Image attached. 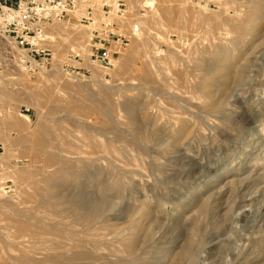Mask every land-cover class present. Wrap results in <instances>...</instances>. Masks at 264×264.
Instances as JSON below:
<instances>
[{
    "label": "rangeland",
    "instance_id": "374dc122",
    "mask_svg": "<svg viewBox=\"0 0 264 264\" xmlns=\"http://www.w3.org/2000/svg\"><path fill=\"white\" fill-rule=\"evenodd\" d=\"M76 1L34 70L0 24V264H264V0H95L108 66Z\"/></svg>",
    "mask_w": 264,
    "mask_h": 264
},
{
    "label": "built area",
    "instance_id": "2783aa9c",
    "mask_svg": "<svg viewBox=\"0 0 264 264\" xmlns=\"http://www.w3.org/2000/svg\"><path fill=\"white\" fill-rule=\"evenodd\" d=\"M81 1L87 5V15L82 19L92 27L88 46L89 59L101 66H108L114 55L128 44L132 36L140 32V22L134 23L129 30L123 33L117 32L114 30V22L110 20L108 11L105 10L107 3L102 2L103 14L96 16L94 13L97 7L95 0ZM199 1L205 2L206 0ZM76 2V0H17L15 6L6 8V14L9 16L4 20V32L24 53L22 61L33 66V70L40 64L49 63L52 58V51L44 44L46 24L67 17ZM121 7L125 5L120 0L117 8L122 10ZM70 53L74 58L80 57L73 51ZM8 184L7 179L0 178V186L4 190L10 189L8 191H11L13 188L11 189Z\"/></svg>",
    "mask_w": 264,
    "mask_h": 264
},
{
    "label": "bare ground",
    "instance_id": "6f19581e",
    "mask_svg": "<svg viewBox=\"0 0 264 264\" xmlns=\"http://www.w3.org/2000/svg\"><path fill=\"white\" fill-rule=\"evenodd\" d=\"M155 1L156 0H145V4H146V6H149L151 9H153L154 8V6H155ZM260 3L258 2V1H256V2H254L253 4H252V8H253V11L254 10H256V12L258 11V9H260ZM74 9H72V10H70L69 12H71V11H73ZM9 15H5V16H3L2 18H1V21H0V24H4L5 22H4V20L8 17ZM47 30V29H46ZM141 31V30H140ZM140 32H138L137 34H139ZM91 35H92V32H91ZM91 35H90V37L88 38V43H90L89 42V40H90V38H91ZM87 46H88V44H87ZM111 62H112V60H111ZM215 62V61H214ZM217 64V63H216ZM221 69V68H220ZM159 75V74H158ZM238 76H239V73H238ZM237 77V76H236ZM238 78V77H237ZM211 81V80H210ZM171 84V83H170ZM211 84V83H210ZM208 85H209V81L207 82L206 80H204V81H202L199 85H198V87L199 88H201V89H204L205 91H206V94L207 95H209V96H211L212 97V95H213V93L210 91V90H207V87H208ZM210 86V85H209ZM209 88H211L212 89V87H209ZM214 90V89H213ZM205 91H203V93L205 92ZM206 96V95H205ZM213 98V97H212ZM209 99V98H208ZM210 103V102H209ZM220 105L221 104H218L216 101H211V103H210V105H209V108L210 109H212V111L214 110H217L219 107H220ZM224 106V105H223ZM220 109V108H219ZM125 113H126V115H127V118H128V120H129V123L131 124V126L133 127V129H134V132H135V134H136V137L137 138H139V139H141V140H144V139H146V129L143 127V125L141 124V122H140V120H138V118H137V115H136V112H135V110H133L132 108H130V107H126V110H125ZM90 115H91V113H90ZM92 115H94V114H92ZM91 115V116H92ZM146 115V114H145ZM24 116V115H23ZM26 118H28L27 116H25ZM121 117V116H120ZM177 126H178V124H177ZM182 129V128H181ZM180 129V130H181ZM184 129V128H183ZM183 129H182V131H183ZM186 129V128H185ZM179 130V131H180ZM181 131V132H182ZM175 141V140H174ZM176 142V141H175ZM75 149V148H74ZM79 152V151H78ZM62 186V185H61ZM115 189V188H114ZM117 189V188H116ZM63 190V189H62ZM110 192V191H109ZM104 193V192H103ZM55 194V193H54ZM54 197H55V195H54ZM72 199V198H71ZM92 208H93V211L95 210H98V208L101 206V202H99V201H95V202H93L92 201ZM103 203V202H102ZM104 204H105V202H104ZM90 205V204H89ZM206 205V204H205ZM103 207V206H102ZM86 208V207H85ZM88 209V208H87ZM91 210V209H90ZM100 210V209H99ZM98 212V211H97ZM92 214V213H91ZM189 243H191V242H189ZM131 248V247H130ZM188 249V248H187ZM184 251H185V249H184ZM184 253V252H183ZM182 253V254H183ZM11 254V253H10ZM15 255V254H14ZM184 255H185V253H184ZM167 258V257H166Z\"/></svg>",
    "mask_w": 264,
    "mask_h": 264
}]
</instances>
